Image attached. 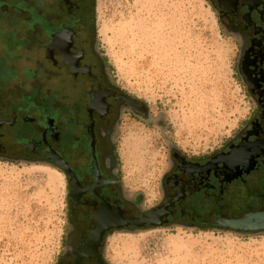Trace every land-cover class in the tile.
<instances>
[{
  "label": "flooded vegetation",
  "instance_id": "1",
  "mask_svg": "<svg viewBox=\"0 0 264 264\" xmlns=\"http://www.w3.org/2000/svg\"><path fill=\"white\" fill-rule=\"evenodd\" d=\"M207 1L235 44L249 108L217 152L195 157L169 147L161 198L150 206L124 176L121 141L153 118L116 84L99 52L95 0H30L18 12L30 26L13 77L0 70V160L65 176L68 226L57 264H120L117 240L150 230L264 234L260 220L257 231L234 228L264 213V0ZM35 50L43 64L20 67Z\"/></svg>",
  "mask_w": 264,
  "mask_h": 264
},
{
  "label": "rangeland",
  "instance_id": "2",
  "mask_svg": "<svg viewBox=\"0 0 264 264\" xmlns=\"http://www.w3.org/2000/svg\"><path fill=\"white\" fill-rule=\"evenodd\" d=\"M29 1L0 0V70L10 79L30 26L28 13L18 12ZM95 2L99 52L113 80L153 118L133 124L121 141L124 176L150 206L161 198L169 147L212 154L245 120L237 50L207 0ZM42 61L35 50L19 66L34 70ZM67 226L68 188L59 170L0 160V264H57ZM115 255L120 264H264V234L150 230L117 240Z\"/></svg>",
  "mask_w": 264,
  "mask_h": 264
},
{
  "label": "water",
  "instance_id": "3",
  "mask_svg": "<svg viewBox=\"0 0 264 264\" xmlns=\"http://www.w3.org/2000/svg\"><path fill=\"white\" fill-rule=\"evenodd\" d=\"M264 222V213L263 214H252V215H248L245 218L241 219V220H235L234 221V228L236 229H243L245 231H257L259 227L254 226V224H256V222L258 221ZM261 228L264 229V226H260Z\"/></svg>",
  "mask_w": 264,
  "mask_h": 264
}]
</instances>
